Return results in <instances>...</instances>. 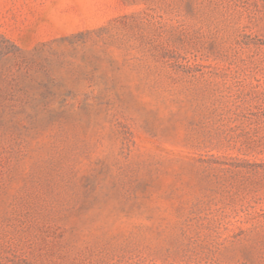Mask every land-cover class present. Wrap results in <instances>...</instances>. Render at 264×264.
<instances>
[{
    "label": "rangeland",
    "instance_id": "374dc122",
    "mask_svg": "<svg viewBox=\"0 0 264 264\" xmlns=\"http://www.w3.org/2000/svg\"><path fill=\"white\" fill-rule=\"evenodd\" d=\"M0 264H264V0H0Z\"/></svg>",
    "mask_w": 264,
    "mask_h": 264
}]
</instances>
